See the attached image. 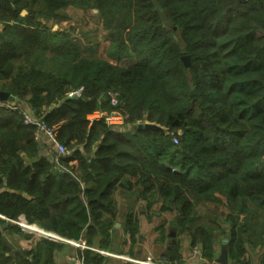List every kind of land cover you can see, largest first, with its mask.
Listing matches in <instances>:
<instances>
[{
	"label": "trees",
	"instance_id": "1",
	"mask_svg": "<svg viewBox=\"0 0 264 264\" xmlns=\"http://www.w3.org/2000/svg\"><path fill=\"white\" fill-rule=\"evenodd\" d=\"M68 7L96 10L115 64L50 29ZM0 23V90L59 124L67 148L57 169L35 126L0 107V214L109 249L116 222L134 237L127 205L140 200L175 212L177 232L203 257L218 228L234 262L249 264L246 246L264 241V0H0ZM80 86L81 97L65 95ZM108 91L118 93L116 106ZM114 109L121 124L107 121ZM95 111L102 115L89 119ZM207 204V214L198 211ZM6 223L0 264H54L64 242L43 237L12 252L2 237L29 235ZM79 256L104 260L89 248Z\"/></svg>",
	"mask_w": 264,
	"mask_h": 264
},
{
	"label": "crops",
	"instance_id": "2",
	"mask_svg": "<svg viewBox=\"0 0 264 264\" xmlns=\"http://www.w3.org/2000/svg\"><path fill=\"white\" fill-rule=\"evenodd\" d=\"M2 29V24L0 23V30ZM110 63L115 64L116 61L113 59L106 58ZM128 63H131V60H127ZM24 109L30 111L26 104L23 105ZM91 114L88 115V118ZM42 144H48V141L44 135L40 137L39 140ZM46 149V145L44 146ZM211 206V205H210ZM128 213L132 214L133 222L137 225V232L134 234L133 238H130L129 234L123 232V227L120 222L115 223V228L111 230V237L113 236V240L111 243V248L109 249H97L92 247H85L89 249H93L104 256V260L101 264H142L141 261L150 259L151 261L159 262V264H192L198 260L197 264H240L235 263L234 260L230 257L227 251V241L228 236L223 235L222 232L218 228L213 230V239H212V254L211 257L206 258L203 257L199 243H192V238L188 232L178 233L175 225L173 224V217L175 212H160L157 206H153L151 208H147L144 201H136L133 204L127 205ZM212 207V206H211ZM156 215L157 221H151L149 213L151 209ZM205 206H202V209L198 208V211L203 212ZM206 209V208H205ZM208 211V210H207ZM204 213V212H203ZM223 215V214H221ZM242 220V216L240 215ZM19 220V225L23 229L28 230L29 232L36 233V228L33 225L28 223L24 216L21 215L17 218ZM25 220L28 224L32 225V227L22 226L21 223ZM13 224V223H12ZM11 224V225H12ZM10 225V224H8ZM17 225V224H13ZM38 226V225H37ZM120 226V227H119ZM40 227V226H39ZM34 228V229H32ZM41 228V227H40ZM259 229V228H258ZM43 235L56 237L55 233L49 234L51 231L41 229ZM152 230V237L146 231ZM167 230V236L163 237L164 232ZM176 231V232H175ZM177 233L178 236H174ZM120 234V235H119ZM13 235V236H12ZM55 235V236H54ZM13 238H12V237ZM5 240L6 243L12 246V252L17 249H31L35 243L39 240H34L30 242L29 245L25 246V242L27 238L25 235L18 233L17 231H11L10 233H6ZM14 237L18 238L17 242L14 243ZM183 237L185 238L183 240ZM120 238L121 242H120ZM176 238V246L175 247V239ZM255 241V245L252 248L246 246V253L242 257L244 261H249V264H261L262 254L264 252V241L260 242L255 239V236L252 237ZM264 235L262 234V237ZM114 239L119 241L117 242V248L114 246ZM171 239V240H170ZM170 241V242H169ZM24 242V244H23ZM62 242V241H61ZM82 242V241H81ZM85 244V243H84ZM84 247H77L74 243L64 242V245L53 252V262L54 264H83L79 254L83 252ZM115 254H123L126 257H120Z\"/></svg>",
	"mask_w": 264,
	"mask_h": 264
},
{
	"label": "rangeland",
	"instance_id": "3",
	"mask_svg": "<svg viewBox=\"0 0 264 264\" xmlns=\"http://www.w3.org/2000/svg\"><path fill=\"white\" fill-rule=\"evenodd\" d=\"M64 14L67 15V18L64 19V20H61L60 22H57V23L56 22L55 23H51L49 25L50 29L52 31H69L71 33V36L73 37V39L78 41V42H80V45H81L82 49L85 50V48H87L84 51L86 54L92 55L93 57H100L102 59H106L110 43H109V40H108V38L106 36V31L102 28V24H101L100 20L97 18L96 10L94 9V11H83L82 9H79V8L68 7L64 11ZM183 59L185 60V63H187V64L189 63V57L187 55H183ZM113 61H115V60L113 59ZM118 63L119 64H126L127 60L126 59H121ZM120 122H122V121H120ZM146 122H149V121H146ZM117 123H119V122H117ZM150 123L156 124L155 122H150ZM119 124H121V123H119ZM156 125H158V124H156ZM159 127L162 128L161 126H159ZM167 133L170 134L173 138H176V135H174L173 132H170V131L168 132L167 131ZM176 140H177V138H176ZM65 151L67 152V148H65ZM128 205H130L129 201H128ZM200 208L202 209V207H200ZM205 208L203 210V212H204L203 214H207V210L209 208H212V207L207 204L205 206ZM152 211H153V208L151 209V212L149 213L151 221H155L156 222L157 221L156 215ZM221 214H224V213L222 212ZM259 222H261V219H259ZM33 226L36 229H40V230L42 229V228H40L37 225H33ZM18 227L22 231V233L27 234V235L30 236V238H27V240L24 241L25 244L23 242V244L25 246L29 245L30 242H33L34 240H37V239H40V238H43V237L50 238V239H53L55 241H58V240H56V239H54V238H52L50 236H46V235H43V234H35V233H32V232H29L28 230L23 229L22 227H20V225H18ZM151 231L152 230H149V231H146V232L149 234V236L152 237L153 235H152ZM174 236L175 237L178 236L177 233H175ZM163 237H166V239L169 240V237L167 236V230L164 232ZM17 239H18L17 237L16 238L14 237V240L12 239V241L14 243H16ZM121 239L122 238H120V242H121ZM174 239H175V243H176L177 239L176 238H174ZM184 239L185 238L183 237V240ZM114 241H115V243H114L115 245L114 246H116V248H117V244H118L117 242H119V241L117 240V242H116L115 239H114ZM69 242L70 243H74L77 247H84V248L87 247L84 244L83 241L82 242H77V241L69 240ZM115 255H118L120 257H126V255H123V254H115ZM147 260L151 261L150 259H147ZM151 262L159 264V262H155V261H151Z\"/></svg>",
	"mask_w": 264,
	"mask_h": 264
},
{
	"label": "built area",
	"instance_id": "4",
	"mask_svg": "<svg viewBox=\"0 0 264 264\" xmlns=\"http://www.w3.org/2000/svg\"><path fill=\"white\" fill-rule=\"evenodd\" d=\"M82 92H83V88L80 86L74 89H69L65 93V95L67 97H77L78 98V97H81ZM107 96H108L110 105L116 106L118 104V93L116 91H108ZM0 107L9 108V109H19L22 113L24 124L35 126L34 138L37 140H40V137L42 135L46 137L48 141L47 150L51 154L52 159L54 160L55 167L57 169H62L60 162H59V156L65 154L66 151H65L64 145L61 142H59V140L57 139L59 124L47 125L46 123L42 122L40 119L33 117L29 111L22 108L20 104H17L14 101L0 100ZM101 115H102V112L95 111L89 116V119H95ZM122 120H123V116L120 113V111L117 109L112 110L110 115L107 117L108 123H111V124L122 123L120 122ZM173 140L177 142L176 138H173ZM262 172L264 174V169L262 170ZM0 218L3 220H6L7 222H11L13 224L19 225L18 219H10L2 214H0ZM141 263L142 264H157L149 260H143L141 261Z\"/></svg>",
	"mask_w": 264,
	"mask_h": 264
},
{
	"label": "water",
	"instance_id": "5",
	"mask_svg": "<svg viewBox=\"0 0 264 264\" xmlns=\"http://www.w3.org/2000/svg\"><path fill=\"white\" fill-rule=\"evenodd\" d=\"M21 13L22 14H25V11L23 10ZM0 100H3V101H14L15 99H14V97L9 92H7L5 90H0ZM143 127L144 128H147V129H160V127L158 125L153 124V123H150V122H146L143 125ZM8 224H12V223L11 222H7L3 227L7 226ZM2 238H3V240H5V237L4 236ZM52 238H54V239H56L58 241H62V242H69L68 239H65V238H63V237H61L59 235H57L56 237H52ZM197 263H198V260L196 258V261H194L192 264H197ZM163 264H164V262H163Z\"/></svg>",
	"mask_w": 264,
	"mask_h": 264
},
{
	"label": "bare ground",
	"instance_id": "6",
	"mask_svg": "<svg viewBox=\"0 0 264 264\" xmlns=\"http://www.w3.org/2000/svg\"><path fill=\"white\" fill-rule=\"evenodd\" d=\"M22 226H25V227H32V225L28 224L25 220H23V222L21 223ZM34 229V228H32ZM36 233L37 234H46V233H43L42 230L40 229H36ZM49 234H53L52 232H49ZM55 236V235H54Z\"/></svg>",
	"mask_w": 264,
	"mask_h": 264
}]
</instances>
